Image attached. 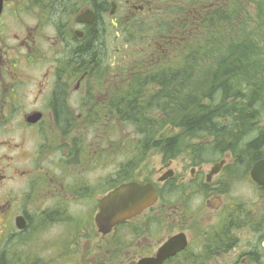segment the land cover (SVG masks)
Listing matches in <instances>:
<instances>
[{"label":"flooded vegetation","instance_id":"1","mask_svg":"<svg viewBox=\"0 0 264 264\" xmlns=\"http://www.w3.org/2000/svg\"><path fill=\"white\" fill-rule=\"evenodd\" d=\"M223 1L0 0V263H60L42 254L76 249L66 205L92 202L88 263L264 264V68L249 47L210 60ZM123 185L155 198L103 233Z\"/></svg>","mask_w":264,"mask_h":264},{"label":"trees","instance_id":"2","mask_svg":"<svg viewBox=\"0 0 264 264\" xmlns=\"http://www.w3.org/2000/svg\"><path fill=\"white\" fill-rule=\"evenodd\" d=\"M210 1H213L214 3L216 0H210ZM223 2L225 4H230V3L237 4V7L236 8L226 7L225 9L222 8L219 10L211 9L210 12L205 14V22H204L206 40L212 41V46L208 47V45H206L205 51L209 52L208 54L210 55L211 61L214 58L213 56L214 52L221 53V55L219 56L220 65H221L220 68H225V67L230 66V64H228L229 60H227L225 57L228 53L245 52L246 47H249L252 50L250 52H255L256 49L258 50L260 49L258 45L261 43L255 40L256 37L254 36L255 35L254 32H253V35L248 32L247 22H252L253 25H260V27L264 26L263 19L259 14V11L261 10V8L259 9L258 7L261 5L263 0H260V1L259 0H233V1L224 0ZM248 2L258 7V8L255 7V9L257 10V15H254V16H250V15L244 16L243 15V13L247 14L248 11L246 10L247 11L246 12L244 9H242L241 4H247ZM216 22L218 24H216ZM233 22H236V26L233 24ZM218 26L220 27L217 28ZM258 28L259 27H257V29ZM261 29L262 28H260V30ZM247 35L249 36L252 35L254 39L252 40L247 39L248 44L246 46L245 36ZM242 36H244V38ZM240 38L243 40H240ZM262 40L263 39H261V41ZM252 62H253V65H258V67L262 69L264 68V58L261 59V62L260 61H252ZM208 67H213V65L210 64L208 65ZM254 79H255V75H253L252 77L253 82H255ZM258 83H261L260 77H259ZM259 95H260V92H259ZM259 99H260V96H259ZM260 110L261 109H259V111ZM202 113L204 114L203 118L201 119L195 118L192 120H188L187 123L191 129H196V128L198 129L200 127L201 128L210 127L211 113H209L207 109H204ZM0 264H4V263L1 262Z\"/></svg>","mask_w":264,"mask_h":264},{"label":"rangeland","instance_id":"3","mask_svg":"<svg viewBox=\"0 0 264 264\" xmlns=\"http://www.w3.org/2000/svg\"><path fill=\"white\" fill-rule=\"evenodd\" d=\"M258 7H259V9L261 8V10L259 11V14L262 17L263 22H264V0L261 3V5ZM258 7H256V8H258ZM254 9H255L254 5L249 8V13L251 14V16L257 15V10L256 9L254 10ZM251 23L248 25V28H249L248 32L252 35L254 32L255 33L254 36L256 37L255 40H257V42H260L261 44L258 45V47H260V49L259 50L256 49L255 54H252L250 56V58L252 61H260L261 62V59L264 56V42L259 40V37L263 34L264 26L260 27V25H253V23L252 24ZM257 27H259V28L257 29ZM260 28H262V29L260 30ZM261 32H262V34H261ZM247 36H249V35H247ZM262 36H264V35H262ZM242 37L244 38V36H242ZM247 39L252 40V39H254V37L253 36H252V38L247 37L245 40H247ZM245 52H246V50H245ZM245 52H241L240 55H238L235 58L236 62H240V63L243 62L244 56L242 55V53H245ZM240 63H238V64H240ZM254 80H255V82L252 81L253 83H258L259 76L255 74ZM204 92H205V89H204ZM188 144H191V141H185L184 146H182V147H186ZM88 177H90V175H87V174L84 175V178L86 181H88ZM88 200L91 201L92 198H89ZM93 206L94 205L92 202H89V203L88 202H83V203L77 202L76 204H72V205L67 204L66 205V208H68V211L71 213V214L67 213V215H70L71 217L73 216V218L71 220H72V224L75 226L76 231L77 230H80L82 232L83 231H93L92 238H89L86 243L83 242L84 233L81 232L80 236L77 238V242H75V246H76L75 248L76 249L71 251V252L64 251L62 249H61V252H60V249H59V251H57V250L53 251L51 248L45 246L43 249V254H42L44 259L49 258V257H56V255L62 254V255H64V258L58 264H92V263H88V259L90 256L92 258L94 257V255H93L94 250H97L98 247H97V243H96V239H95V235H94L95 229H93L92 223H91L92 217L90 215H87V212L91 208H93ZM67 215L62 216L63 220H60L61 221L60 223H63V225L62 224H56L52 227L47 226L45 228L46 233L44 234L43 242L49 241L48 239H50V234H53V232H50V231H68L70 229V227L68 226V220L65 219L67 217ZM55 236H58V234L55 233ZM81 237H82V239H81ZM85 249H86V251H85ZM69 256H70V259H68ZM98 261H101V259H97V263H98ZM114 264H117V263L115 262Z\"/></svg>","mask_w":264,"mask_h":264},{"label":"water","instance_id":"4","mask_svg":"<svg viewBox=\"0 0 264 264\" xmlns=\"http://www.w3.org/2000/svg\"><path fill=\"white\" fill-rule=\"evenodd\" d=\"M134 185H123L105 197L99 204V214L95 217L99 231L109 232L112 227L124 222L129 217L140 212L150 198H155V193L150 190L143 198L137 196Z\"/></svg>","mask_w":264,"mask_h":264}]
</instances>
